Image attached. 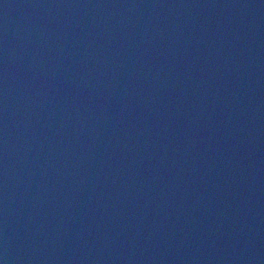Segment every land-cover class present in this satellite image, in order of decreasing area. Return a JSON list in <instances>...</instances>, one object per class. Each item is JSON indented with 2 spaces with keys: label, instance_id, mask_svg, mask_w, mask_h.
I'll list each match as a JSON object with an SVG mask.
<instances>
[{
  "label": "water",
  "instance_id": "1",
  "mask_svg": "<svg viewBox=\"0 0 264 264\" xmlns=\"http://www.w3.org/2000/svg\"><path fill=\"white\" fill-rule=\"evenodd\" d=\"M0 264H264V0H0Z\"/></svg>",
  "mask_w": 264,
  "mask_h": 264
}]
</instances>
